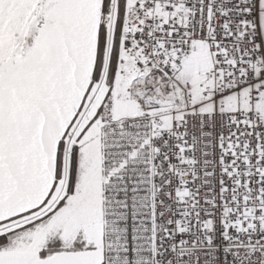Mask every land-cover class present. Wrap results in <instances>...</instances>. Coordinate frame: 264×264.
<instances>
[{"label":"snow or ice","instance_id":"snow-or-ice-1","mask_svg":"<svg viewBox=\"0 0 264 264\" xmlns=\"http://www.w3.org/2000/svg\"><path fill=\"white\" fill-rule=\"evenodd\" d=\"M0 264H264V0H0Z\"/></svg>","mask_w":264,"mask_h":264}]
</instances>
